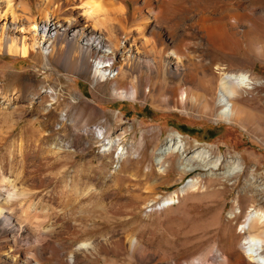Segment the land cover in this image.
<instances>
[{
  "label": "rangeland",
  "instance_id": "rangeland-1",
  "mask_svg": "<svg viewBox=\"0 0 264 264\" xmlns=\"http://www.w3.org/2000/svg\"><path fill=\"white\" fill-rule=\"evenodd\" d=\"M114 1L125 4L127 13L131 14L134 5L131 0ZM29 2L36 16V0ZM153 7L159 8L160 17L150 26L156 25L155 28L163 30L165 35L168 29L171 30V45L178 46L189 57L191 68H196L193 64H197L206 75L215 78L214 84L220 76L214 72L218 71L243 72L257 81L253 89L240 93L234 99L237 107L245 110L240 122L232 124L218 120L215 110L204 112L190 105L183 109L161 107L149 99L118 97L111 92L109 83H103V79L96 82L89 73L84 77L67 72L66 68L56 63L44 69L38 64L34 65L29 58L0 52V105L7 109L21 106L9 120L0 121V185L4 182L5 186L12 184L30 191L36 189L29 198L17 201L15 210L26 221L27 228L32 229L29 230L31 234L35 233L36 224L51 231L59 253H63L67 246H85L84 239L92 237L86 233L93 230L109 236L117 234L124 247L130 238H137L143 247L164 254L167 259L199 257L211 260L215 254L219 259L232 250L241 253L242 264H251L240 249L245 235L239 224L247 211L257 210L264 214V0H155ZM78 8L80 13L82 10ZM227 9L235 10L238 18L232 26L226 24L228 29L222 28L223 36L218 43L217 36H209L203 25L220 24L224 20L221 16ZM203 19L204 23L201 22ZM18 22L12 24L8 17L5 34L25 40L34 36L39 41L43 39V43L48 40V36H44L47 39L43 38L40 30L34 31L28 27L26 20ZM125 46L126 49L130 48ZM102 71L104 77L116 72L113 69ZM25 81L35 84L36 88L24 89ZM79 98L96 106L97 110L92 115L89 113L87 122L77 116ZM30 118H34V126L24 127V121ZM82 124L85 127H102L107 138L115 139L114 147L105 152L104 139L91 136L87 141L90 148L82 149L86 140L84 136L76 137V133L84 127ZM124 129H127L125 133ZM170 129L185 135L190 141L208 145L205 155L212 159L221 155L228 164L218 169L207 167L182 174L175 171L178 166L176 160L156 157L152 159L154 170L158 173L168 170L166 175L137 184L131 165L124 163V152L128 150L127 156L136 158L135 146L140 133L153 130L156 135L153 136L154 143L148 147L150 153L154 151L156 142L160 143L167 137ZM60 140L70 142L75 149L73 164L64 163L60 158ZM241 165L244 169L255 170L256 176H235ZM99 166L108 185L103 195L108 207L106 217L102 221L98 216H90L81 222L84 225L78 224L75 222L77 214L63 209L64 200L58 196L56 185L64 177L77 179L80 169L89 167L93 190H97L103 182L97 177ZM224 172H232L231 177H222ZM124 173L130 176L121 187L114 175L119 178ZM210 176L219 179L209 180ZM248 178L252 179V187L246 181ZM39 180L42 185L36 188ZM189 180L196 182L195 186L181 195H173L175 203L170 209L150 210ZM22 210L26 213L23 214ZM73 224L80 225L82 229L77 233L76 240L70 242L64 235ZM128 256L125 251L117 258L101 255L90 261L79 260L77 264H138L136 261L128 263ZM50 263L51 260L44 261V264Z\"/></svg>",
  "mask_w": 264,
  "mask_h": 264
},
{
  "label": "bare ground",
  "instance_id": "bare-ground-1",
  "mask_svg": "<svg viewBox=\"0 0 264 264\" xmlns=\"http://www.w3.org/2000/svg\"><path fill=\"white\" fill-rule=\"evenodd\" d=\"M131 1L134 5L131 14H129L125 4H119V1L114 0H36L37 15L35 16L29 0H0V52L29 58L34 65L38 64V67L44 69H49L52 63H56L58 66L66 68L67 72L82 74L84 77L89 73L96 82L103 79L105 80L103 83H109L111 92L118 97L130 96L133 99H149L152 103L161 107L170 106L183 109L190 105L201 108L203 111L212 112L215 110L216 119L232 124L241 120L245 110L238 108L234 103V99L240 93H246L253 89V85L257 84V81H253L248 74L243 72L218 71L214 72L220 74L217 83L214 84L213 80L215 78L212 75H206L203 69H199L197 64H193L196 68H191L190 64L192 63L189 57L184 55L178 46L171 45L169 39L171 38L170 29L165 35L163 30L155 28L156 25L150 26L154 20L160 17L159 8L155 9L153 7L155 0ZM77 7L81 8V14L78 12L80 11L79 8L76 9ZM222 7L221 10H223ZM224 11L223 16H221L224 20L220 24L204 26L206 23L204 25L201 23L202 21L204 23V19L200 22L209 36H217V42L223 36L221 35L222 28L226 24L232 26L238 18L235 10L227 9ZM79 15L83 19L80 20ZM8 17L12 24L21 19L26 20L28 27L34 31L40 30L43 38L47 39L45 37L48 36V40L43 43V39L39 41L34 36H31L29 40H25L23 37L17 38L5 34V21ZM78 21L84 24L81 25ZM201 25H199L200 28H202ZM226 32L228 33V31ZM125 45L130 48L126 49ZM106 63L108 65H104ZM111 69L116 71L115 74H108L107 77H104V72H101V70ZM23 88L34 89L36 85L25 81ZM76 106L78 107L77 116L84 118L86 122L89 120V113L92 115L97 110L92 102L83 99H80ZM20 108L21 106L16 105L7 109L0 105V121L9 120L15 110ZM34 118L26 119L23 126L32 128ZM80 130L81 132L76 133V137L84 136L86 140L82 149L88 150L90 148L87 141L88 137L91 136L104 139L102 144L105 152L110 151L115 145V139L113 137L107 138L102 127L97 125L84 126ZM126 131L127 129L123 133ZM154 135H156V131L153 130L140 133V139L135 146V152L138 154L136 158L127 156L128 150L124 152L126 154L124 163L125 165L126 163L131 165L130 167L135 175L134 181L137 184L153 177L159 178L166 175L168 170L161 173L154 170L152 159L156 157H163L164 160L169 161L176 160L178 166L175 171L182 174L193 169H207V167L218 169L228 164V161L221 155L214 159L205 155V149L207 150L208 145L190 141L188 137L173 129L168 131L167 137L162 142H156L154 151L149 153L148 147L154 143ZM60 138L61 136L58 137V139ZM58 145L59 150H61L60 158L64 160V163L73 164L76 159V151L70 142L60 140ZM144 167L147 169L144 170ZM254 171L249 168L244 169L241 165L240 171L234 174L235 176L250 174L255 177ZM90 174L89 167H82L77 179L64 177V180L56 185L58 196L64 200L63 209L76 213L75 222H78V224L84 222L90 216H98L103 221L108 210L103 197L107 189L103 177L104 172L99 166L97 177L103 182L97 190H93V180ZM231 174L232 172H224L222 177L230 178ZM114 176L117 179L118 186L122 187L130 175L124 173L119 178L116 175ZM218 179L217 176L209 177V180ZM246 181L252 187L250 185L252 179L248 178ZM195 184L196 182L192 180L187 181L171 196L163 198L157 206L150 208V210L155 212L170 209L175 203L172 196L177 193L183 194L187 189L194 187ZM2 185H4V182ZM2 185H0V264H44L46 260H51L50 264H77L79 260L90 261V259L93 260L94 257L101 255H110L117 258L124 255L125 251L129 254L128 263L136 261L138 264H242L243 261L241 253L232 250L219 259L217 254L211 260L207 258L200 259L199 257L184 260H182L183 258L167 259L164 254H157L143 247L137 238H130L127 246L124 247L121 237L117 234L109 236L106 233L93 231L92 229H90L92 231L85 229L87 231L86 235L92 236L84 239L85 246H67L63 253H59L53 243L54 237L50 233L51 231L49 232L48 229L36 224L35 233L33 232L32 235L29 231L32 229H28L26 221L21 219L15 210L16 202L29 198L32 191L35 192L36 189L30 191V189L26 190L27 188L24 189L22 186L21 188L12 184L10 186ZM41 185L42 182L39 180L36 188ZM115 209L119 208L116 207ZM23 210L22 213L25 212ZM41 223L43 224L42 219ZM33 224H35L34 220ZM239 225L245 235L240 249L247 255L251 264H264L263 212L257 210L247 211ZM76 226L73 224L64 235L70 242L76 240L77 233L82 229L80 225ZM134 258L135 260H133Z\"/></svg>",
  "mask_w": 264,
  "mask_h": 264
}]
</instances>
